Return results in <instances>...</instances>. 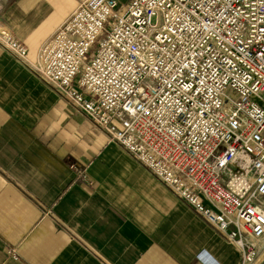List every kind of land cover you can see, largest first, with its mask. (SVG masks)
I'll return each instance as SVG.
<instances>
[{"label":"built area","instance_id":"2783aa9c","mask_svg":"<svg viewBox=\"0 0 264 264\" xmlns=\"http://www.w3.org/2000/svg\"><path fill=\"white\" fill-rule=\"evenodd\" d=\"M0 43L27 55L1 21ZM38 71L236 246L240 264L256 261L264 0H80L41 48Z\"/></svg>","mask_w":264,"mask_h":264},{"label":"crops","instance_id":"0c3cea01","mask_svg":"<svg viewBox=\"0 0 264 264\" xmlns=\"http://www.w3.org/2000/svg\"><path fill=\"white\" fill-rule=\"evenodd\" d=\"M79 2L0 0V21L27 47L22 59L0 43V264H240L39 73L41 48Z\"/></svg>","mask_w":264,"mask_h":264},{"label":"rangeland","instance_id":"374dc122","mask_svg":"<svg viewBox=\"0 0 264 264\" xmlns=\"http://www.w3.org/2000/svg\"><path fill=\"white\" fill-rule=\"evenodd\" d=\"M125 1H126V0H121V3H122V2H125ZM107 29H110V25L107 26ZM90 56H91V54L88 55V58H89ZM225 240H226V239H225ZM262 254H263V253H262Z\"/></svg>","mask_w":264,"mask_h":264}]
</instances>
